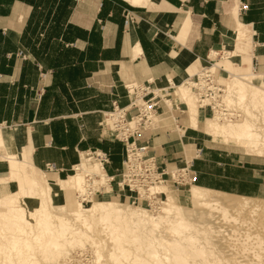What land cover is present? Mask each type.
I'll list each match as a JSON object with an SVG mask.
<instances>
[{
	"label": "crops",
	"instance_id": "obj_1",
	"mask_svg": "<svg viewBox=\"0 0 264 264\" xmlns=\"http://www.w3.org/2000/svg\"><path fill=\"white\" fill-rule=\"evenodd\" d=\"M241 29L251 36L248 49L233 43L238 34L250 40ZM234 47L245 52L238 56L243 63L216 61V74L229 63L232 74L264 75V0H0V122L9 124L5 135H17L16 146L4 147L0 159V198L19 192V178L30 170L47 183L48 175L66 180L82 152L93 149L108 154L110 196H123L116 186L123 143L110 124L99 125L104 112L129 103L123 84L152 78L166 85L169 78L178 85L215 60L211 52ZM253 81L264 88L260 77ZM171 94L176 99V91ZM202 111L198 128L185 116L177 132L144 131L150 153L168 168L166 160L185 157L184 146L192 145L193 183L264 195V156L211 144L203 132L209 112ZM11 153L32 167L12 170Z\"/></svg>",
	"mask_w": 264,
	"mask_h": 264
},
{
	"label": "bare ground",
	"instance_id": "obj_2",
	"mask_svg": "<svg viewBox=\"0 0 264 264\" xmlns=\"http://www.w3.org/2000/svg\"><path fill=\"white\" fill-rule=\"evenodd\" d=\"M241 38L238 34L237 39ZM229 52L232 51L223 48L224 55H231ZM211 53L210 59L218 55L216 51ZM209 68L214 72L211 65ZM214 74L222 84L219 74ZM229 76L230 82L223 83L224 101L239 110V117L225 118L215 110L213 116L204 121L205 137L215 143L242 147L246 154L264 156V88L253 81L256 77L264 80V75L247 72ZM186 80L173 86L183 98L189 127L198 128V116L203 109L196 103ZM238 101L246 103L241 119ZM5 130L0 126V149L4 152L0 159L5 154L3 146L8 150L11 145L16 146L17 141L16 131L5 135ZM186 148L188 160L192 154L190 146ZM79 161L74 167L75 173L58 181L65 185L72 182L77 188V200L68 199L54 205L52 187L41 173L37 178L28 175L19 178V192L0 198V264H63L69 259L72 248L87 244L94 248L97 264H264V238L242 230L264 220V200L216 194L214 189L196 184H192L189 191L192 201L201 208L198 210L180 204L165 184H152L147 190H141L142 198L146 199H152L155 194L164 195L156 212L113 199H80L77 193L84 191L86 173L98 177L96 180L100 179L106 186L110 184L109 176L97 161L89 159L84 152ZM9 164L15 171L32 167L25 160L19 162L16 154L9 156ZM91 185L93 188V183ZM25 187L36 188V197L25 194ZM19 193L25 194L23 201H16ZM55 207L64 214L53 211ZM193 215H197L198 221L190 218ZM27 216L34 218V222ZM219 221L222 225H212ZM223 223L236 227L227 229ZM97 231L108 241L95 237ZM35 248L40 252L37 256ZM245 254L246 260L239 262L238 258Z\"/></svg>",
	"mask_w": 264,
	"mask_h": 264
},
{
	"label": "built area",
	"instance_id": "obj_3",
	"mask_svg": "<svg viewBox=\"0 0 264 264\" xmlns=\"http://www.w3.org/2000/svg\"><path fill=\"white\" fill-rule=\"evenodd\" d=\"M223 54V51H222ZM213 60L200 71L192 76H188L185 81L193 91L196 103L203 110H208L214 114L218 110L223 117L234 119L238 118L239 110L232 107L224 101V84L218 82L214 72L210 70ZM167 85L159 84V81L149 78L144 82L128 81L123 84L129 103L124 107L113 106V109L102 114L103 123L110 124L113 136L123 143L124 153L121 162V169L118 172V180L116 186L120 190H127L131 194H135L140 198V191L147 190L152 184L165 182V175L174 176L169 172V168L161 166L154 152L150 153L151 147L148 142L142 140L144 131L154 128L158 122V118L168 113L172 117L175 128L178 127L179 106L170 95V91L174 89L171 80L166 79ZM175 112V114H173ZM0 126L9 128V124L0 122ZM3 154L0 149V156ZM85 155L92 161H97L101 168L108 162V154L104 151L93 149L85 152ZM47 170H56L53 164H47ZM190 166L178 169L180 181L183 175H187L188 179L193 182L189 176ZM73 173L75 168L73 167ZM86 182L84 191L77 193L78 198H88L96 196L99 189L92 188L94 176L89 173L85 174ZM113 177L108 178V183ZM180 184V182L176 181ZM189 183V182H188ZM190 184V183H189Z\"/></svg>",
	"mask_w": 264,
	"mask_h": 264
},
{
	"label": "rangeland",
	"instance_id": "obj_4",
	"mask_svg": "<svg viewBox=\"0 0 264 264\" xmlns=\"http://www.w3.org/2000/svg\"><path fill=\"white\" fill-rule=\"evenodd\" d=\"M125 18H126V13H125ZM242 30V29H241ZM244 33H245V36H247V37H249L250 36V34H249V32L248 31H244V30H242ZM237 33H235V35H236ZM250 39V38H249ZM234 44H235V46H239L240 48H244V47H246V49H248V48H250V45H251V39L250 40H245V38L244 39H238V40H235L234 42H233ZM237 47H234L231 51L232 52H230L229 54H231V55H228V56H226V55H224V54H222V52H220L218 55H217V57H223V58H221L220 60H216L217 59V57H215L216 59L213 61V62H216V61H219V64H222V60H224V59H227V58H229V60L230 61H232L233 63H240V64H242L243 63V60H241L242 58L241 57H238L239 56V54H245V52H241V50H239ZM237 55V56H236ZM228 62V61H227ZM203 65H205V63L203 64ZM212 66V65H211ZM221 66V65H220ZM227 69H229L230 68V65H229V63L228 64H226V66H225ZM227 69H224V72H221V74L219 75L220 76V81L222 82V84L224 83H229L230 82V74H232V73H230V71L228 70V71H226ZM212 70L214 71V67L212 68ZM225 73H226V75H225ZM228 73V74H227ZM242 73H245V72H242ZM241 73V74H242ZM233 75V74H232ZM235 75H237V74H235ZM182 83V82H181ZM176 91V93H177V97L175 96V102L177 103V105L179 106V110H180V112L181 113H177L179 116H178V122H180V123H182L183 124V119L185 118V116H186V114L183 112V108H184V104H183V98H181L182 96H180L179 95V93L177 92V90H176V88H174V89H172L171 91H170V93H172L173 91ZM171 96H172V94H170ZM240 101H238V103H239ZM245 104L246 103H242V102H240L239 103V105H240V108H241V112H242V114H241V116H240V118L239 119H241V117L244 115V108L246 107L245 106ZM182 110V111H181ZM184 111H185V108H184ZM203 112V111H202ZM173 114H175V112H173ZM208 115V116H207ZM206 115V117L208 118V117H212L213 115L209 112V114H207ZM239 119H235V121L237 120H239ZM101 120H102V118H101ZM221 120H223V119H221ZM226 121V120H225ZM107 123V122H106ZM259 123V125H261L260 124V122H258ZM104 124V123H103ZM102 124V125H103ZM102 125H100V127L102 126ZM157 128V131L159 132V131H161L162 133H168V132H175L176 130H175V124H174V122H173V120H172V117L170 116V114H168V113H165V114H163V115H161L159 118H158V122H157V124L154 126V129H156ZM177 132V131H176ZM200 133V136L201 137H204L203 136V133L202 132H199ZM152 134V133H151ZM158 134V133H157ZM204 143H205V141H203ZM209 142H211V141H209ZM208 143V142H207ZM212 143H215V142H211V144ZM216 143H219V142H216ZM208 144H210V143H208ZM217 145H220V146H223V145H226V144H223V143H221V144H217ZM5 146V145H4ZM4 146H3V150L5 151V149H4ZM186 146H191L192 147V149L193 150H191V147H190V149H189V152H190V154H192V157L191 158H189L188 160L186 159V156H187V148H186ZM226 146H229L230 148H235V149H237V150H239V151H241V152H244V153H246L245 151H244V149L242 148V147H239V146H235V145H233V144H228V145H226ZM184 151H185V157H180V155L178 154L177 156H178V158H174L173 157V160L171 161V162H168V160H166L167 161V163H168V168H169V172L171 173V171H172V174L174 175V176H170V175H165V179H166V181L165 182H161V183H156V184H165L169 189H170V191L172 192V194L173 195H175V197L177 198V200H178V202L180 203V204H182L183 206H185V207H191V208H193V209H195V210H198V209H201L200 208V206H198L195 202H193L192 201V199H190V198H188L189 197V190H190V188H191V185L192 184H196V185H198V183H197V181H195L194 183L191 181V180H189L188 179V176L185 174V175H183V180L182 181H180V175H178V173H177V171H178V169H180V168H184V167H188V165H189V161L195 156V154H197V153H195V150H194V148H193V146L192 145H185L184 146ZM3 152V151H2ZM6 152V151H5ZM192 152V153H191ZM4 153V152H3ZM182 158V159H181ZM178 159V160H177ZM176 160H177V162H176ZM80 162V161H79ZM81 162H84V161H81ZM96 163V162H95ZM164 165V164H163ZM162 165V166H163ZM175 170V171H174ZM26 175H29V176H31V177H35V178H37V175H39V173H38V171H32V170H30L29 172H27V173H25ZM47 174V173H46ZM70 174H73V173H70ZM83 175V174H82ZM64 178H68V176H63L62 177V179H64ZM94 181L92 182L93 183V186H94V188H96V186H97V189H99L100 191H99V193H96V196H94V197H92L93 199H105V200H107V199H113V200H116V201H120V202H123V203H126V204H130V205H132V206H136V205H140V206H142V207H144V208H146V209H148L150 212H156L157 211V209H158V207H160V205H161V200L164 198V195L163 194H155L153 197H152V199H146V198H142V196H141V193H142V191H140V198H138V197H136L135 196V194H126L125 193V191L124 190H122V189H120L119 190V192H120V194H121V192H122V195L124 196H120V195H116V196H110L111 195V192H112V190H111V186L110 185H108V186H106V185H104L102 182H99L100 181V179H99V181H97L96 179H98V177H96V176H94ZM48 179H50L49 180V183H47V185L49 184V185H51V187H52V190H51V192H50V194L52 195V197H53V199H54V205H56V204H62L63 203V201H67L68 199H71V200H74V199H76V187H74V185H73V183L72 182H69V185H65L63 182L62 183H59L56 179H54L53 180V178L51 177V176H49L48 175ZM176 181H178V182H180V184H178V183H176ZM190 184H189V183ZM103 184V185H102ZM44 185H46L45 183H44ZM64 186V187H63ZM199 186H201V185H199ZM67 187H69V189L67 188ZM202 187H204V186H202ZM35 189L36 188H33V187H25V189H24V193L25 194H28V193H30V194H32V195H34L35 197H36V195H35V193H36V191H35ZM116 189V188H115ZM114 189V194H117V192L116 191H118V189H116L115 190ZM124 191V192H123ZM215 191H217L216 192V194H222L223 192H221L220 193V191L218 192V190H215ZM215 193V192H214ZM25 194H23V193H19V194H17V196H15V198H16V201H23L26 197H25ZM128 195V196H127ZM233 195V194H232ZM233 196H242V195H236V194H234ZM104 197V198H103ZM254 198H258V199H260V200H264V195H258V196H253ZM87 199H91V197H89V198H87ZM86 199V200H87ZM77 200V199H76ZM85 200V201H86ZM79 201V200H78ZM53 211H57V212H59L60 214H64V211L62 212V211H60V209H59V207H55L54 209H53ZM197 215H193L192 217H190L193 221H198V219H196L195 217H196ZM28 218H29V220L31 221V222H34V218H30L29 216H27ZM243 217V216H242ZM213 223V222H212ZM212 225H216V226H219V225H222V223L219 221V222H214ZM223 225L225 226V227H227V229H230L231 227H236V225L235 224H232V223H228V225L227 224H225V223H223ZM229 225H231V226H229ZM219 230H220V228H218ZM225 230V229H224ZM242 230H246V231H248V232H250L251 234H253V233H258L262 238H264V231H262V230H264V220H261L260 222H258V224L256 223L255 225H253V226H249V227H244V229H242ZM8 231V233H9V230H7ZM220 232V231H219ZM219 232L217 233V234H219ZM226 232H227V230H226ZM226 232H224V233H226ZM221 234V233H220ZM94 236L95 237H98V238H100V239H106V237H105V235L104 234H102V232L101 231H97V232H94ZM224 237H228L227 235H223ZM103 237V238H102ZM262 238H261V240H262ZM107 241H108V239H106ZM253 241V240H252ZM255 241V240H254ZM87 244V243H86ZM85 247V248H84ZM84 247H74V248H72L71 249V251H70V253H69V255H68V258L69 259H66V261L63 263V264H97L96 263V260H95V253H94V248L93 247H91V246H89V244H87V245H85ZM35 250H36V248H35ZM103 253L105 252V250H103L102 251ZM35 254H36V256L38 255V254H40V252H39V250H36L35 251ZM226 254V253H225ZM38 257H40V255L38 256ZM244 257V258H243ZM242 258H238V260H241V261H239V262H244L246 259L245 258H247V254H245L244 256H243ZM41 258V257H40ZM262 261H264V259H262Z\"/></svg>",
	"mask_w": 264,
	"mask_h": 264
}]
</instances>
